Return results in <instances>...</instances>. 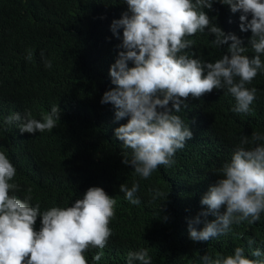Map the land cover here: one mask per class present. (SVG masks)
<instances>
[{
  "label": "trees",
  "instance_id": "1",
  "mask_svg": "<svg viewBox=\"0 0 264 264\" xmlns=\"http://www.w3.org/2000/svg\"><path fill=\"white\" fill-rule=\"evenodd\" d=\"M0 5V96L7 98L9 108L0 109V152L17 158L26 169L28 176L14 180L19 191L31 188L42 202L69 203L83 189L85 193L97 186L117 198L109 223L115 231L113 243L101 264H127L128 252L142 249L148 250L151 264H203L201 256L230 255L236 247H243L250 259H256L252 249L264 252V212L258 221L233 223L227 234L208 241H193L188 234V221L206 208L201 199L242 136L264 135V72L246 85L257 88L251 114L234 113L235 99L222 89L189 98L188 108L176 114L190 125L192 139L176 152L171 167L161 165L144 179L122 163V152L131 150L114 135L127 119L115 121L113 105L100 103L103 93L114 87L109 68L118 56L122 29L117 38L110 26L128 10L125 0H0ZM203 11L213 24L247 43L251 31H240V12L232 13L219 0ZM214 38L207 29L197 32L187 37L195 43L186 51L215 62L227 45L215 47ZM29 51L30 61L25 58ZM245 54H254L250 46ZM48 60L51 68L44 66ZM53 106L61 112L51 132L20 133L15 123L4 124L15 112H30L40 120ZM122 183L129 188L139 184V205L119 191ZM225 210L222 206L221 212ZM249 241L254 243L249 246Z\"/></svg>",
  "mask_w": 264,
  "mask_h": 264
},
{
  "label": "clouds",
  "instance_id": "2",
  "mask_svg": "<svg viewBox=\"0 0 264 264\" xmlns=\"http://www.w3.org/2000/svg\"><path fill=\"white\" fill-rule=\"evenodd\" d=\"M125 2L128 10L110 26L117 38L118 29H122L120 50L109 68L114 87L103 93L100 103L113 105L115 121L127 119L114 129L124 149L131 150L130 154L122 152V163L147 179L159 166L171 167L176 152L192 139L190 125L176 114L188 108L189 98L199 99L222 89L234 97V113L251 114L257 88L246 85L264 72V0H219L232 13H241L240 31H251L247 43L212 23L203 9H212L214 0ZM0 13L3 15L1 5ZM206 29L214 35L215 47L227 45L215 62L194 58L186 51L195 43L187 37ZM249 46L252 56L245 54ZM32 55L29 51L26 60ZM44 66L51 68L52 62L45 61ZM7 107V98L0 96V109ZM60 112L53 106L40 120L32 118L30 112H15L4 124L15 123L20 133L51 132ZM257 142H264V135L254 132L251 139L242 136L230 161L218 169L219 178L201 199L206 208L188 221L190 239L208 241L227 234L233 223L260 219L264 212V143ZM8 157L0 152V264H101V259L108 258L115 232L109 223L117 198L102 187L92 186L74 195L73 202H42L31 188L19 191L14 180L19 182L28 175L17 158ZM138 190V183L131 188L123 183L119 186L133 205L141 203L135 195ZM155 195H161L159 190ZM222 206L226 208L223 212ZM210 215L215 219L208 220ZM201 223L203 227L197 228ZM252 243L249 241V246ZM87 251L91 254L85 257ZM251 256L256 259L248 258L243 247H236L230 255L213 258L205 254L201 260L203 264H264L260 248L252 249ZM134 262L151 264L148 250L128 252L127 264Z\"/></svg>",
  "mask_w": 264,
  "mask_h": 264
}]
</instances>
